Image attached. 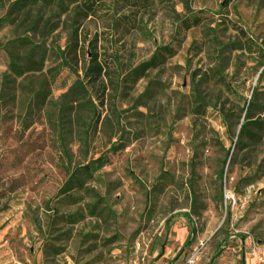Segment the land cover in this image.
Masks as SVG:
<instances>
[{
	"label": "rangeland",
	"instance_id": "obj_1",
	"mask_svg": "<svg viewBox=\"0 0 264 264\" xmlns=\"http://www.w3.org/2000/svg\"><path fill=\"white\" fill-rule=\"evenodd\" d=\"M64 6L0 0V264H264V132L238 135L264 124V0ZM19 38L42 69L17 78ZM91 46L102 105L76 84Z\"/></svg>",
	"mask_w": 264,
	"mask_h": 264
},
{
	"label": "trees",
	"instance_id": "obj_2",
	"mask_svg": "<svg viewBox=\"0 0 264 264\" xmlns=\"http://www.w3.org/2000/svg\"><path fill=\"white\" fill-rule=\"evenodd\" d=\"M28 2L30 4V7L40 6L45 9L51 7H57L59 9H62L65 7L64 0H28ZM28 16H29V10H26L20 22V25L25 27V31L35 33L38 30V24H36V22H32L31 20H27ZM72 36L73 33L71 31V37ZM13 44L14 47L11 48L10 51H8V65H7V69L12 75L18 78L27 72L38 71L42 69L41 68L42 62L33 59L34 56L33 45L27 47L30 44L29 38H19L17 41L13 42ZM68 48L69 45L67 46V49ZM88 50H89L88 54L90 55V58L85 62L82 68V77L80 78L79 76H77L76 84L86 88V91H90L94 96V98L98 101V103L102 105L105 94V88L102 84L103 69L100 63L98 62V55L95 52V48L91 46L89 47ZM154 60L155 59L152 57L149 61L142 63L140 66H138L135 73L139 74L141 70H146L150 68L154 63ZM59 69H61V67L55 68V72ZM53 70L54 69H50L48 71H50L51 73V71ZM58 72L59 71H57V73ZM247 106L249 107L250 103H248ZM98 122H99V116H96V118L94 117L90 121L89 127L90 129H92L93 134H95L96 132ZM248 125H254L259 130H262L264 132V124L262 122L245 121V123H243L239 129V133H238L239 136H243L247 133H250L247 130ZM252 136H254V134H252ZM122 148H123L122 143H119L117 145H112L110 150L106 154L103 153L96 158L90 159L84 165L78 166L75 169H73L67 181L65 182L64 187L67 188V190H72L75 188L81 189L83 185L82 182L83 178L85 179L91 178L94 172L98 171L108 163L109 161L108 153H116Z\"/></svg>",
	"mask_w": 264,
	"mask_h": 264
}]
</instances>
